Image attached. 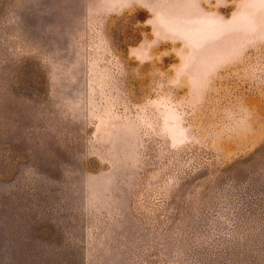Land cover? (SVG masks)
<instances>
[{
  "label": "rangeland",
  "instance_id": "rangeland-1",
  "mask_svg": "<svg viewBox=\"0 0 264 264\" xmlns=\"http://www.w3.org/2000/svg\"><path fill=\"white\" fill-rule=\"evenodd\" d=\"M0 264H264V0H0Z\"/></svg>",
  "mask_w": 264,
  "mask_h": 264
}]
</instances>
